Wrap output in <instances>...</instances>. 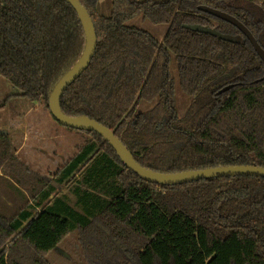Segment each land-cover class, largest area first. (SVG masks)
I'll use <instances>...</instances> for the list:
<instances>
[{
  "label": "trees",
  "instance_id": "trees-1",
  "mask_svg": "<svg viewBox=\"0 0 264 264\" xmlns=\"http://www.w3.org/2000/svg\"><path fill=\"white\" fill-rule=\"evenodd\" d=\"M80 2L97 46L61 98L65 114L107 126L140 165L157 172L264 167V63L237 27L198 10L205 5L234 16L264 49V0H111L108 16L98 12V0ZM137 16L168 25L163 41L126 24ZM84 48L69 3L0 0V76L15 95L49 109L55 84ZM172 54L180 88L191 97L183 116ZM142 101L154 105L138 112ZM81 132L86 142L48 176L25 164L0 132V176L28 196L17 212L0 213V264H51L48 254L73 230L89 264H264V177L155 184L127 168L98 133ZM63 189L76 207L59 196Z\"/></svg>",
  "mask_w": 264,
  "mask_h": 264
},
{
  "label": "rangeland",
  "instance_id": "rangeland-1",
  "mask_svg": "<svg viewBox=\"0 0 264 264\" xmlns=\"http://www.w3.org/2000/svg\"><path fill=\"white\" fill-rule=\"evenodd\" d=\"M98 12L101 15L108 16L111 12V0H98ZM126 24L128 26L137 27L149 32L159 41H163L165 33L168 29V25H155L147 19H144L142 16H137L129 20ZM170 68L175 80L176 108L179 116H183L190 106L191 97L185 94L180 88L176 59L173 54L171 56ZM14 93L16 92L11 88L7 80L0 76V132L7 135L9 134L16 153L17 151L20 152L19 146L25 145V164H27L32 170L44 176L51 175L59 167H61L62 164H64L63 160L59 156H54L55 160L52 161L49 155L47 156L41 154L39 150H34L32 147V144L34 143V139L32 137L33 135H31L27 141L25 139L26 137H24V134L21 137L20 135L12 137L11 133H13V130L9 128V122L11 120L28 121L31 124L38 122V124L43 126V128H48L46 121H54V119L45 103H35L28 100L27 98L15 95ZM153 105V102L148 103L142 101L139 103L137 111L144 112L152 108ZM52 129L49 126L48 129H44V131L41 133L45 134V131H51L53 133H57V131L59 132L58 139L49 141L48 143L51 145H47V148L54 149L50 148V146H56L58 144V150H61V152L64 153V156L66 157L65 162L71 159L87 140L88 135L84 132L69 129L60 125L59 123L55 129L57 130L56 132H54V129ZM61 133L65 135H61ZM41 142L42 143H38V147L42 148L45 146L44 148H46L44 139L41 140ZM60 144H63L64 146ZM50 155L54 154L50 152ZM63 195H66L67 202L70 205L76 207V197L68 189H63L61 194H59L61 197ZM27 197L26 191L19 187L15 181L6 176H0V213L3 211V213H7L8 215L9 210L12 213L17 212L26 205V202L28 201ZM5 209L9 210L5 212ZM11 212L10 214H12ZM56 248L47 256L51 264H89L84 258V253L79 242V233L77 230H73Z\"/></svg>",
  "mask_w": 264,
  "mask_h": 264
},
{
  "label": "water",
  "instance_id": "water-1",
  "mask_svg": "<svg viewBox=\"0 0 264 264\" xmlns=\"http://www.w3.org/2000/svg\"><path fill=\"white\" fill-rule=\"evenodd\" d=\"M61 1L69 3L77 12L85 33V48L79 60L58 80L49 96V110L51 116L57 123L67 128L77 129L79 131L98 133L115 150L116 154L127 168H129L140 178L151 183L172 186L190 183L200 179L236 175H254L264 177V167L255 165H227L173 173L157 172L140 165L135 160L127 146L107 126L86 115L70 116L65 114L61 108V98L68 86H70L88 68L96 50L97 35L93 20L80 0ZM198 10L208 13L237 27L240 32H242V34L250 41L254 50L264 63V49L260 46L251 31L237 18L226 12L205 5L198 6ZM186 27L192 30L211 32L232 41H241L242 39L241 36L232 37L228 35H220L213 29L199 25H186ZM262 80H264V76L259 81ZM231 87H233V85L226 86L222 88L217 94H221L229 90Z\"/></svg>",
  "mask_w": 264,
  "mask_h": 264
},
{
  "label": "crops",
  "instance_id": "crops-1",
  "mask_svg": "<svg viewBox=\"0 0 264 264\" xmlns=\"http://www.w3.org/2000/svg\"><path fill=\"white\" fill-rule=\"evenodd\" d=\"M14 94H16V93H14ZM46 124L48 125V128H49V126L51 127V129L53 128L54 132L57 131L55 129H56L58 123L55 120L54 121H46ZM9 128L13 130V133H11L12 137H15L18 135H20V137H21L24 134L25 135L24 137H26L25 139L27 141V139L30 138L31 135H33L32 137L34 139V143H33L34 146L32 144V147L34 148V150H39L41 154H44L47 156L49 155V157L52 159V161L55 160L56 156H59L63 160L64 164L66 163L65 162L66 157L64 156V153H62L61 150H58V148H57L58 144L56 146H54V145L50 146V148H54V149L47 148V145H51L48 143L49 141L58 139V136H59L58 131H57V133H53L51 131L50 132L45 131V134H43L41 132L44 131V129H48L47 127L43 128V126L39 125L38 122L31 124L28 121H21V120H11L9 122ZM61 135H65V134L61 133ZM43 139L45 141L46 148H44L45 146L42 148L38 147V143H42L41 140H43ZM26 143H28V142H26ZM60 145H63V144H60ZM19 148H20V152L17 151V155L19 157H21L22 161L26 162V158L24 156V154H26L25 145L19 146ZM50 152H52L54 155H50ZM22 155H23V157H22ZM64 164H62V165H64ZM31 167H33V166H31Z\"/></svg>",
  "mask_w": 264,
  "mask_h": 264
}]
</instances>
